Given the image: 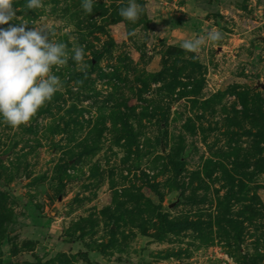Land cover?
I'll list each match as a JSON object with an SVG mask.
<instances>
[{
    "label": "rangeland",
    "instance_id": "rangeland-1",
    "mask_svg": "<svg viewBox=\"0 0 264 264\" xmlns=\"http://www.w3.org/2000/svg\"><path fill=\"white\" fill-rule=\"evenodd\" d=\"M127 2L14 0L9 24L88 67L53 66L28 125L0 116V264H264V0H137L135 23ZM182 15L224 38L168 44Z\"/></svg>",
    "mask_w": 264,
    "mask_h": 264
},
{
    "label": "clouds",
    "instance_id": "clouds-1",
    "mask_svg": "<svg viewBox=\"0 0 264 264\" xmlns=\"http://www.w3.org/2000/svg\"><path fill=\"white\" fill-rule=\"evenodd\" d=\"M94 4L95 0H81V7L88 14L93 13ZM42 7L43 0H27L25 5L27 10ZM17 11L14 0H0V25L16 20ZM143 13L144 8L137 0H128L126 6L119 8V15L132 23ZM28 25L19 22L0 28V116L13 128L28 125L63 86L60 77L53 74V66L59 70L71 58L80 71L88 67L85 46H74L69 50L66 43L52 39V29L33 24L29 28ZM223 38L221 31L210 29L195 39L184 40L180 47L198 54L207 43H216Z\"/></svg>",
    "mask_w": 264,
    "mask_h": 264
},
{
    "label": "crops",
    "instance_id": "crops-1",
    "mask_svg": "<svg viewBox=\"0 0 264 264\" xmlns=\"http://www.w3.org/2000/svg\"><path fill=\"white\" fill-rule=\"evenodd\" d=\"M175 14L181 15L182 13L180 12H176ZM186 18V19H185ZM189 17L186 15H182L181 17V22L177 25H174L173 28H171L170 30V35H173L175 37L172 38H168L167 43L168 44H173L175 46H180L181 43L186 40L181 34H187L190 30V28L192 27L191 24V20L188 19ZM193 20V19H192ZM166 32H164L165 34Z\"/></svg>",
    "mask_w": 264,
    "mask_h": 264
},
{
    "label": "water",
    "instance_id": "water-1",
    "mask_svg": "<svg viewBox=\"0 0 264 264\" xmlns=\"http://www.w3.org/2000/svg\"><path fill=\"white\" fill-rule=\"evenodd\" d=\"M260 38H262V40H264V36H262V37H260Z\"/></svg>",
    "mask_w": 264,
    "mask_h": 264
}]
</instances>
